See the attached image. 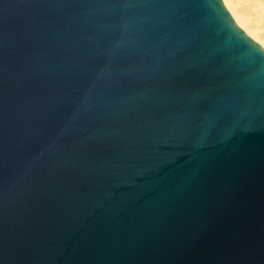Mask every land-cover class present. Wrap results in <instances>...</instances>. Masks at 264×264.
I'll return each mask as SVG.
<instances>
[{
    "label": "water",
    "instance_id": "1",
    "mask_svg": "<svg viewBox=\"0 0 264 264\" xmlns=\"http://www.w3.org/2000/svg\"><path fill=\"white\" fill-rule=\"evenodd\" d=\"M0 264H264V48L224 0H0Z\"/></svg>",
    "mask_w": 264,
    "mask_h": 264
},
{
    "label": "bare ground",
    "instance_id": "2",
    "mask_svg": "<svg viewBox=\"0 0 264 264\" xmlns=\"http://www.w3.org/2000/svg\"><path fill=\"white\" fill-rule=\"evenodd\" d=\"M226 3L237 24L264 48V0H226Z\"/></svg>",
    "mask_w": 264,
    "mask_h": 264
},
{
    "label": "rangeland",
    "instance_id": "3",
    "mask_svg": "<svg viewBox=\"0 0 264 264\" xmlns=\"http://www.w3.org/2000/svg\"><path fill=\"white\" fill-rule=\"evenodd\" d=\"M225 1V3H226V0H224ZM226 5L228 6V4L226 3ZM228 8H229V6H228ZM228 10H230V8L228 9ZM231 11V10H230ZM229 11V12H230ZM232 13V12H231ZM232 15H233V13H232ZM234 16V15H233ZM235 18V17H234ZM235 20H236V18H235ZM237 21V20H236ZM238 22V21H237ZM239 24V23H238ZM240 27H241V24H240ZM242 29H243V27H241ZM245 32H246V30H244ZM247 33V32H246ZM251 37V36H250ZM252 38V37H251ZM254 40V39H253ZM257 42V41H256ZM258 43V42H257ZM259 44V43H258Z\"/></svg>",
    "mask_w": 264,
    "mask_h": 264
}]
</instances>
